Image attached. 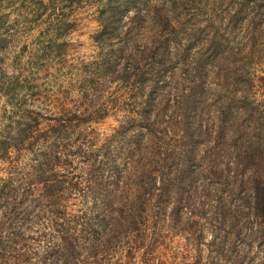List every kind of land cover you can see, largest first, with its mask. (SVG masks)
I'll list each match as a JSON object with an SVG mask.
<instances>
[{
    "label": "trees",
    "instance_id": "obj_1",
    "mask_svg": "<svg viewBox=\"0 0 264 264\" xmlns=\"http://www.w3.org/2000/svg\"><path fill=\"white\" fill-rule=\"evenodd\" d=\"M87 4L98 54L44 87ZM196 41L229 82L264 58V0H0V264H264V149L244 147L241 101L211 97Z\"/></svg>",
    "mask_w": 264,
    "mask_h": 264
},
{
    "label": "rangeland",
    "instance_id": "obj_2",
    "mask_svg": "<svg viewBox=\"0 0 264 264\" xmlns=\"http://www.w3.org/2000/svg\"><path fill=\"white\" fill-rule=\"evenodd\" d=\"M76 28L68 35L66 38L67 46L65 51L67 53L68 62L67 64H63L60 69H62V74L60 73V76L55 73V70H53V74H49L46 72L41 73V77L39 79V83L43 84L45 87H49L53 89V87H57L58 84L61 87L66 89L68 85L70 84L65 77V74L68 72H72V74H76L78 72V65L84 64L85 62L95 58V55L98 54V50L96 47V41L94 40V33L99 27L98 19H97V11L93 5H85L84 8L78 9L74 16ZM199 24V23H198ZM200 38V35L197 34ZM235 37H241V35L236 32L235 34L231 35ZM233 38V37H232ZM65 40V39H64ZM199 40V39H198ZM197 44H194L192 47V53L198 56H203L205 60L208 59V66L206 69L209 71L208 80L209 85L212 90H209L208 92H213L214 94L211 95V97H214L215 99H218L222 96L224 98L231 97V101H241V104L245 106V112L243 113V117L245 118V130L246 131V140L247 143H244L245 149H247L252 155L255 156V154H259L260 150L259 147L264 149V58L259 59L256 58L255 61H250L248 67L246 64L242 61H240L239 65H244V69L246 68V71H244L241 68H237V70L240 71V74L233 75L232 71L234 70H228L229 75L231 76V79L229 82H225V80L221 81L223 78H220L218 76V70L219 68L214 65V61H217V64L224 62V58H217L214 56V53L212 51L208 50L207 48H204V46L199 42L196 41ZM234 44L231 43L223 46V51L225 56L231 57L230 53L232 55V59L235 58L232 47ZM228 49V51L226 50ZM59 56V55H57ZM209 56V58L207 57ZM55 61L51 60L47 63H54ZM225 64V62H224ZM231 65L234 64V62L230 63ZM56 68V67H55ZM241 69V70H240ZM56 74V75H55ZM169 75H171V72H169ZM57 77V79H56ZM77 91V90H76ZM76 91L74 89L73 97H76ZM57 97V96H54ZM119 114L111 113L105 118L96 121L93 123V126H96L101 132L103 133H111L114 131V128L119 124ZM48 120H45L43 123V126L48 123ZM115 148H123L128 147L132 145V147L135 146L137 143H111ZM155 143H143V145L149 146ZM162 148L169 147L170 149H175L178 145L182 148H186V143H159ZM200 144H194L193 147H195L196 155L198 154L197 150L199 149ZM214 144L209 143L207 145H201L200 147L204 148V150L207 152L206 154V161H210L211 156V148ZM165 149V148H164ZM125 150H122L124 153ZM193 153V155H194ZM126 153L122 154L119 159L126 160ZM164 157V156H163ZM184 158H188L189 161L194 162L197 164L196 158L194 156H188L185 155ZM260 159V157L257 155L254 159ZM182 158H179L181 160ZM225 161L228 160V158H223ZM168 160L171 161V157L169 156ZM194 164V165H195ZM208 165V163H206ZM204 239L202 240L206 245V243L213 238V230L212 227L205 222L204 225ZM207 247V246H206ZM205 247V249H207ZM236 250H243L245 248L243 240L239 237V240L235 244ZM173 249L175 250V247H173V243L170 244L169 247V254H172ZM187 253L186 248L183 250L181 249L175 259L172 262V264H178L179 261L182 259V255H185ZM207 251H205V255H207ZM174 254V253H173ZM209 254V253H208ZM208 256V255H207ZM141 264V263H138Z\"/></svg>",
    "mask_w": 264,
    "mask_h": 264
}]
</instances>
